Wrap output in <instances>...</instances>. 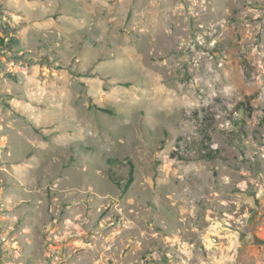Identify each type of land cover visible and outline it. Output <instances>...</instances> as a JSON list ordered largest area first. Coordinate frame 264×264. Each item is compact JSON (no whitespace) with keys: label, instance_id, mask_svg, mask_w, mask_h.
<instances>
[{"label":"rangeland","instance_id":"1","mask_svg":"<svg viewBox=\"0 0 264 264\" xmlns=\"http://www.w3.org/2000/svg\"><path fill=\"white\" fill-rule=\"evenodd\" d=\"M0 37V264H264V0H0Z\"/></svg>","mask_w":264,"mask_h":264},{"label":"trees","instance_id":"2","mask_svg":"<svg viewBox=\"0 0 264 264\" xmlns=\"http://www.w3.org/2000/svg\"><path fill=\"white\" fill-rule=\"evenodd\" d=\"M11 43H13V39L11 40ZM5 44H6L5 38L0 37V45H5ZM99 109L102 111H105V112L113 113L112 110H109V109H105V108H99ZM263 121H264V119H263ZM209 139H210L209 135L204 136V141H207ZM204 145H205L204 147L209 148V146L207 144H204ZM217 154H218L217 151L210 150V151H205L203 155H204V157H206L208 159H215L218 156ZM134 175H135V165L131 160H129V173H128V178H127L125 184L122 185L120 180H114V181L117 183V185L122 187L123 192H126L130 188L132 183L134 182V177H135Z\"/></svg>","mask_w":264,"mask_h":264}]
</instances>
